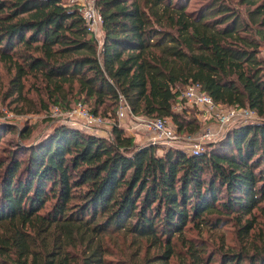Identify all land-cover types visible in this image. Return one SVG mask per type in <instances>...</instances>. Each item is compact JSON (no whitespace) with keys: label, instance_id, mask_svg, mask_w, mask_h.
<instances>
[{"label":"trees","instance_id":"1","mask_svg":"<svg viewBox=\"0 0 264 264\" xmlns=\"http://www.w3.org/2000/svg\"><path fill=\"white\" fill-rule=\"evenodd\" d=\"M188 2L94 0L98 41L61 0H0V60L17 97L30 76L61 109L75 100L110 119L121 96L131 114L192 134L195 116L171 108L196 83L256 115L197 153L136 146L116 125L105 137L60 124L31 144L21 128L0 155V264H123L103 244L117 233L146 243L144 256L156 249L142 264H264V0H237L245 17L226 0ZM13 131L0 123V141ZM226 225L237 250L182 238Z\"/></svg>","mask_w":264,"mask_h":264},{"label":"rangeland","instance_id":"2","mask_svg":"<svg viewBox=\"0 0 264 264\" xmlns=\"http://www.w3.org/2000/svg\"><path fill=\"white\" fill-rule=\"evenodd\" d=\"M61 1L64 2V0ZM202 1L203 0H189L188 8L190 9ZM226 1L235 6L245 17L246 7L239 4L237 0ZM97 40H100V38ZM261 46H264V43H262ZM14 75V68L9 63L0 60V123L5 122L6 124H10L17 130V133L13 131L3 136L0 141V155L4 153V149L9 147V143L11 141L16 142L20 139L18 137V133L20 132L18 131H20L23 127H26L29 130V135L26 138L19 140L20 143L24 144H31L37 141L54 126L60 124L74 127L84 132L89 131L85 130L80 125L71 126L65 123L63 119H60L59 116H51L53 107L58 108L62 113L66 111L68 107L66 109H61L57 104L51 103V101L47 99V96L41 87L40 81L35 78L25 76L21 79L23 85L21 97H17L15 93H13V86H11V80ZM182 89L183 88L180 90ZM76 102L77 101L75 100H70L68 103L70 106L69 108L74 106ZM180 103L182 104V102ZM174 105L175 103L171 108L174 112H180L183 110L185 116H195L199 124L198 130L195 133H177L174 125L168 119H164L165 124L174 132L180 142V144L176 142L178 144L176 147L185 152H190L193 144L195 143L199 146V149L201 148L202 150L207 143L217 141L223 136L228 128L232 127V125H228L225 128H219L218 123L212 116H203L202 113L199 112L193 105L185 103L183 105L184 108L180 107L179 109L174 108ZM83 106L88 109L86 104ZM102 118L107 120L105 117ZM113 118L114 116L110 118V122ZM144 119H146L145 116L135 115L134 120L125 118L119 123L116 122V124L123 129L126 135H129L134 139L136 146L148 143L151 144L150 142L154 138V134L151 131H148L140 123L143 122ZM135 120L137 122H135ZM96 130H98L96 131L97 133L94 132L96 134L105 135V137L109 136L110 125L108 123L103 124L102 126H98ZM154 144L160 148L167 147L159 143ZM156 152L159 154L161 150L157 149ZM256 221L257 226L254 231V236H256L257 232L262 228V220L257 217ZM262 232L264 233V229ZM182 238L200 239L207 245L208 249L232 248L233 250H237L240 246L236 229L231 225H226L215 230L203 229L199 232L197 230L189 229L184 232ZM176 242L177 248L182 249L179 239H177ZM103 244L109 248V255L106 257L114 261L119 260L123 264H142L144 261L143 259L156 252V249L149 248L147 254L144 256L146 243L132 240L129 236L121 233L110 234L108 237H104ZM169 264H180V260L179 258H172Z\"/></svg>","mask_w":264,"mask_h":264},{"label":"built area","instance_id":"3","mask_svg":"<svg viewBox=\"0 0 264 264\" xmlns=\"http://www.w3.org/2000/svg\"><path fill=\"white\" fill-rule=\"evenodd\" d=\"M62 4L75 8L83 19L87 31L90 32L94 38H100L101 19L94 5V0H64ZM260 54L264 58V46L260 47ZM180 102H182V104ZM185 103L196 107L203 116H212L218 123L219 128H225L228 125H242L256 120L255 113L247 107H227L215 104L211 97L203 92L196 83H188L183 87L180 91L178 100L175 102L174 108H184L183 105ZM51 116H59L60 119H63L65 123L71 126L80 125L85 130H89L88 133L91 134H93L94 130L96 131L98 126H102L103 124L108 123L110 127L112 125L120 127L116 122L119 123L125 118H129V120L135 119V115L130 113L128 106L121 96L118 98L117 108L114 113L115 119L113 118L111 122L110 119L106 118L107 120H105L100 116L94 115L80 102H77L63 113L58 108L53 107ZM136 120L135 122H137ZM140 123L154 134V138L150 142L151 144L159 143L167 147H176V145L180 144L174 132L165 124L164 119L146 117V119ZM200 150L201 148L199 149V146L195 143L189 153H197Z\"/></svg>","mask_w":264,"mask_h":264},{"label":"crops","instance_id":"4","mask_svg":"<svg viewBox=\"0 0 264 264\" xmlns=\"http://www.w3.org/2000/svg\"><path fill=\"white\" fill-rule=\"evenodd\" d=\"M100 36H101V32H100ZM96 131H98V130H96ZM96 131H93V134H94V135L105 136V135H101V134H96V133H97ZM94 132H96V133H94ZM101 133H103V132H101ZM133 140H134V139H133Z\"/></svg>","mask_w":264,"mask_h":264}]
</instances>
